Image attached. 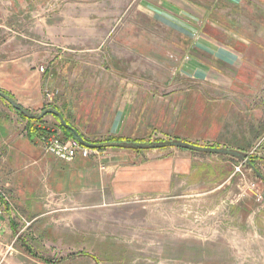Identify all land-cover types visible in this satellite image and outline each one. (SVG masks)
Masks as SVG:
<instances>
[{"label": "rangeland", "instance_id": "rangeland-1", "mask_svg": "<svg viewBox=\"0 0 264 264\" xmlns=\"http://www.w3.org/2000/svg\"><path fill=\"white\" fill-rule=\"evenodd\" d=\"M250 33L264 46V0H0V91L36 71L44 108L120 89L136 98L145 125L163 107L172 124L191 93L225 99L224 89L179 73L191 48L225 51ZM1 127L20 134L27 124L0 98ZM33 127L70 140L51 125ZM141 153L149 161L168 155L175 178L168 193L147 201L37 193L26 202L0 179L3 221L16 229L0 237L1 264H264V183L246 162L178 149ZM247 154L264 176L259 147Z\"/></svg>", "mask_w": 264, "mask_h": 264}, {"label": "crops", "instance_id": "crops-1", "mask_svg": "<svg viewBox=\"0 0 264 264\" xmlns=\"http://www.w3.org/2000/svg\"><path fill=\"white\" fill-rule=\"evenodd\" d=\"M252 35L235 37L236 40L228 43L225 51L219 52L216 45L214 49H208L201 43L191 48L187 56L189 62L179 68V73L192 78L196 84L207 83L216 91L224 89L225 99L217 101L191 93L179 102V112L173 125L170 124L168 107L161 108L152 123L145 125L139 120V112L134 106L136 98L122 95L120 89L115 90L117 94L113 96L103 91V95L93 102H89L91 97L86 95L82 99L70 96L54 107L58 108L70 128L88 143L104 138L142 140L151 133H157L177 141L226 149L246 156L247 151L259 147L258 160L264 162V46L256 43ZM202 54L207 58L198 57ZM13 70L9 67L10 77H14ZM36 74V71L29 75L24 73V79L8 80L3 86V92L12 101L33 115L45 107L41 82ZM15 87L18 90H13ZM126 88L132 89V85ZM260 112L263 116L259 115ZM48 118L52 120L54 116H46L40 127L51 128V125L60 130L58 118L47 123L50 122ZM248 136H256L253 144ZM0 147H3L0 179L12 186L26 202L33 199L32 195L45 193L51 197L81 194L97 197L103 203L124 204L162 196L171 188L173 177L170 176L168 155L149 161L141 157L144 156L141 152L106 149L88 158L79 156L72 164L65 165L43 153L39 140L29 138L27 129L20 134H7L4 127L0 128ZM3 220L1 217L0 237L9 232V226L12 230L11 225Z\"/></svg>", "mask_w": 264, "mask_h": 264}, {"label": "water", "instance_id": "water-1", "mask_svg": "<svg viewBox=\"0 0 264 264\" xmlns=\"http://www.w3.org/2000/svg\"><path fill=\"white\" fill-rule=\"evenodd\" d=\"M0 97L4 100V102H7L13 109L15 110H19L23 115H25L27 118L31 119L34 118L36 120H40L42 118H44L45 116L48 115H52L58 118L60 124L65 127V128H70L64 121L62 115L52 109H46L44 111H41L40 113H37V115H33V114H29V112L25 111L24 109H22L18 104H16L14 101H12L11 99L7 98L6 96H4L3 94L0 93ZM70 130L73 132L77 142L82 146L85 147L89 150H94V151H101L100 149H104L106 147H110V146H115V145H91V143H88L86 141H84L77 132H75L72 128H70ZM136 147V146H134ZM138 148V147H137ZM140 149L143 150H160V149H183L186 151H191V152H195V153H201V154H208V155H221V156H229V157H233V158H238L239 161L242 162H246L248 167L250 166L249 161L247 160V157L245 154L239 153V152H235V151H230V150H226V149H219V148H209V147H201V146H196L193 144H188V143H184L181 141H170V142H161V143H155V144H151L148 146L145 145H141L139 146ZM256 174V176L261 179L264 182V178L258 173V172H254Z\"/></svg>", "mask_w": 264, "mask_h": 264}, {"label": "trees", "instance_id": "trees-1", "mask_svg": "<svg viewBox=\"0 0 264 264\" xmlns=\"http://www.w3.org/2000/svg\"><path fill=\"white\" fill-rule=\"evenodd\" d=\"M0 93L1 94H3L4 96H6L7 98H9V99H11L10 98V96L8 95V94H6L5 92H2V91H0ZM1 98V97H0ZM2 99V98H1ZM3 100V99H2ZM12 108V107H11ZM13 109V108H12ZM46 109H52V110H55V111H57L58 110V108H56V107H47V108H44L42 111H44V110H46ZM14 111H15V113L21 118V119H23L25 122H26V124H27V133H28V137L29 138H32V139H38L39 137H40V134L43 132V130H41V129H39V128H35V127H33L34 125H38V124H40V123H42L43 122V119L46 117H44V118H42V119H40V120H36V119H34V118H31V119H29V118H27L25 115H23L19 110H15V109H13ZM57 112H59V111H57ZM60 114H61V112H59ZM37 115V114H36ZM62 115V114H61ZM62 117H63V115H62ZM54 118H56L55 116H54ZM64 119V118H63ZM64 121H65V123L69 126V123L64 119ZM59 126V129L62 131V133H63V136H64V138L65 139H73V140H76V138H75V136H74V134H73V132L70 130V128L68 129V128H65V127H63V126H61L60 124H58ZM70 127V126H69ZM174 140H176L177 141V139H171V141H174ZM77 141V140H76ZM170 142V141H169ZM181 142H184V143H188V144H192V143H190V142H187V141H181ZM157 144L158 143H161V142H156ZM115 145V146H110V147H106L105 148V150L106 149H128V150H132V151H134V152H136V153H140V152H143V151H152V149H149V150H143V149H140L139 148V146H141V145H145V146H148V145H151L150 143H144V141L143 140H129V139H124V138H108V139H105V140H101V141H96V142H92L91 143V145ZM155 144V143H154ZM193 145H196V144H193ZM134 146H136V147H134ZM196 146H199V145H196ZM138 147V148H137ZM209 148H213V147H209ZM101 151H103L104 149H100ZM160 150H163V149H160ZM178 150H182V151H186V150H183V149H178ZM249 163H250V168H251V171H253V172H258V170H256L255 169V167H254V162H252V161H249ZM11 227H12V229L14 230V231H16V229H15V226L14 225H11ZM25 247L27 246V245H25L24 243H22ZM33 256H35V255H33ZM35 257H37V256H35ZM46 262H48L47 260H45Z\"/></svg>", "mask_w": 264, "mask_h": 264}, {"label": "built area", "instance_id": "built-area-1", "mask_svg": "<svg viewBox=\"0 0 264 264\" xmlns=\"http://www.w3.org/2000/svg\"><path fill=\"white\" fill-rule=\"evenodd\" d=\"M39 72L43 73V68H40ZM46 97L50 102L51 97L49 96V94H47ZM38 140L43 153L51 155L65 165L72 164L79 156L82 158H88L91 155H97L98 153V151H91L85 147H82L76 140L61 139L59 134L55 132H50L45 136H40ZM2 215L3 210L0 206V219ZM8 250L6 251V254L8 253ZM2 262L3 259L0 260V264Z\"/></svg>", "mask_w": 264, "mask_h": 264}]
</instances>
